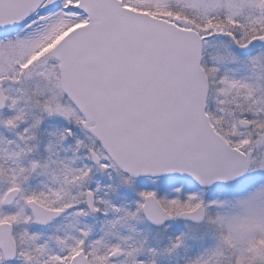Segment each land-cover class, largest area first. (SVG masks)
<instances>
[{
  "label": "snow or ice",
  "instance_id": "1",
  "mask_svg": "<svg viewBox=\"0 0 264 264\" xmlns=\"http://www.w3.org/2000/svg\"><path fill=\"white\" fill-rule=\"evenodd\" d=\"M0 264H264V0H0Z\"/></svg>",
  "mask_w": 264,
  "mask_h": 264
}]
</instances>
